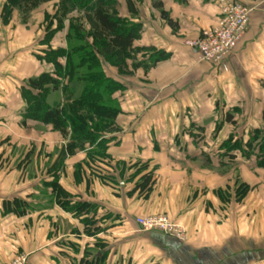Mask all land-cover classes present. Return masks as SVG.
Segmentation results:
<instances>
[{"label":"crops","instance_id":"1","mask_svg":"<svg viewBox=\"0 0 264 264\" xmlns=\"http://www.w3.org/2000/svg\"><path fill=\"white\" fill-rule=\"evenodd\" d=\"M6 1L0 264L15 253L26 254L27 264H264V0H237L249 8V22L222 64L201 60L185 43L216 24L213 0H107L105 9L138 31L114 64L97 55L122 86L112 94L120 111L98 138L102 148L85 143L69 153V128L63 134L44 123L46 134L29 137L27 126L40 122L26 117L24 96L38 91L29 79L57 77L49 51L66 49L78 61L68 49L69 26L92 41L90 2L38 0L8 11ZM56 61L65 67L67 56ZM46 87L54 106L71 102L83 85L61 79ZM147 174L150 189L139 192ZM79 202L91 208L77 213ZM151 214L167 215L184 238L141 229L136 218Z\"/></svg>","mask_w":264,"mask_h":264},{"label":"trees","instance_id":"2","mask_svg":"<svg viewBox=\"0 0 264 264\" xmlns=\"http://www.w3.org/2000/svg\"><path fill=\"white\" fill-rule=\"evenodd\" d=\"M70 1L77 2L81 6L90 2L89 10L93 14V27L95 28V31L91 32L92 41H87L80 29L76 25L70 24L68 39L73 38L77 41L74 46L68 49L76 54L78 61L73 63L66 49L49 51L47 56L55 64L57 77L41 74L37 78L29 79L28 86L38 91L24 96L27 101V118L51 124L54 129L63 134H67L66 129L69 128L70 142L64 149V152L68 153L72 151V147H81L85 143L96 144L102 148L104 140L98 141V138L109 129L108 127L113 124L115 116L120 111L118 102L112 97V94L122 86L105 74L97 55H103L108 63L114 64L119 60L120 55L128 54L127 49L131 47L133 40L138 36L135 27H130L126 21L105 9L104 5L107 0ZM6 2V8L10 11L13 7H21L23 3H30V8H32L38 0H7ZM21 11L26 13L29 8L28 11L27 9H21ZM64 54L67 56V63L65 67H62L56 61V57ZM61 79H67V82H81L82 91L69 103L49 106L45 100L48 92L46 84H51L53 88H56ZM65 87L66 85L63 86V90H66ZM103 92L106 93V97ZM227 120L231 121L230 116H227ZM258 132H254L252 141ZM258 144L260 156H262L259 164H264V134ZM248 145L250 146L252 143ZM151 179L150 174L141 177L136 185L139 192H147L150 189ZM57 190L60 192L59 189ZM246 191L247 187L240 185L237 195L243 197ZM90 208L91 205L85 202H79L72 207L77 213Z\"/></svg>","mask_w":264,"mask_h":264},{"label":"built area","instance_id":"3","mask_svg":"<svg viewBox=\"0 0 264 264\" xmlns=\"http://www.w3.org/2000/svg\"><path fill=\"white\" fill-rule=\"evenodd\" d=\"M218 6V17L213 27L203 30L194 39L185 41L194 48L203 61L222 64L233 52L249 22V8L237 0H213ZM136 223L145 231H160L184 238V229L165 214H151L136 218ZM5 264H27V255L15 253Z\"/></svg>","mask_w":264,"mask_h":264},{"label":"rangeland","instance_id":"4","mask_svg":"<svg viewBox=\"0 0 264 264\" xmlns=\"http://www.w3.org/2000/svg\"><path fill=\"white\" fill-rule=\"evenodd\" d=\"M43 1H45V0H43ZM86 28V27H85ZM198 37V36H197ZM76 39L74 40V39H70V40H68V48H70L71 46H74L75 44H76ZM117 68L119 69L120 68V65H118L117 66ZM103 94H104V97H106L107 95H106V93L105 92H103ZM40 123H35V124H31V125H29V126H27V128H26V132L28 133V135L29 134H32V133H34V132H37V131H39V130H41L42 131V133L43 134H46L45 132H47L46 130H45V124L43 123V122H41V121H39ZM109 129L110 128H112V126H110V127H108ZM29 137H31V135H29ZM66 139V138H65ZM67 140V139H66ZM64 142H65V140H64ZM64 142H63V144H64ZM66 144H67V142H66Z\"/></svg>","mask_w":264,"mask_h":264}]
</instances>
